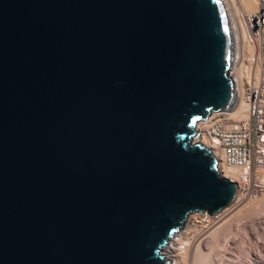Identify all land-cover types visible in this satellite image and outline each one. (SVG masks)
<instances>
[{"label": "water", "instance_id": "water-1", "mask_svg": "<svg viewBox=\"0 0 264 264\" xmlns=\"http://www.w3.org/2000/svg\"><path fill=\"white\" fill-rule=\"evenodd\" d=\"M234 57L222 0H0V264H171L236 197L193 141Z\"/></svg>", "mask_w": 264, "mask_h": 264}, {"label": "built area", "instance_id": "built-area-1", "mask_svg": "<svg viewBox=\"0 0 264 264\" xmlns=\"http://www.w3.org/2000/svg\"><path fill=\"white\" fill-rule=\"evenodd\" d=\"M244 21L245 39L240 38L237 26L233 27L235 57L229 73L247 115L235 118L230 111L212 112L196 123L193 136L194 142H201L218 156L219 174L236 183L231 205L264 193V0H257L256 10L245 14ZM226 170L234 171L228 175ZM197 217L214 215L194 212L187 221Z\"/></svg>", "mask_w": 264, "mask_h": 264}, {"label": "bare ground", "instance_id": "bare-ground-1", "mask_svg": "<svg viewBox=\"0 0 264 264\" xmlns=\"http://www.w3.org/2000/svg\"><path fill=\"white\" fill-rule=\"evenodd\" d=\"M231 3H232V6H233V8L235 10V14H236L235 15V23L233 25L234 30H235V24H236L238 30L240 31V38L245 39L246 29H245V25H244L245 24L244 23L245 22L244 21V15L247 13H252L253 11L256 10L257 0H231ZM224 5H225V2H224ZM225 8L227 10L226 5H225ZM227 13H228V10H227ZM244 50L249 51L250 48L247 46H244ZM230 113L235 118L246 117L247 114H246V108H245L244 103L240 100H237L234 107L232 108V110H230ZM216 158L218 159L217 155H216ZM219 166H220V163H218V167ZM231 171H234V170H230V171L226 170L225 174L229 175V173ZM261 197H262V195H261ZM257 198H259V197H257ZM263 198L264 197L260 198L261 202L259 201V204L262 203V206H264V199ZM256 204H254V205L256 206ZM253 208L250 209L251 210L250 213L248 212L250 215V219L246 220L244 223H240V224H242L241 227L243 226L242 228L244 230L245 235L247 236L250 234L249 237H251V235L256 236V233H257L256 231L258 230V228H260L261 226L264 227V211H263V215H262V214H259L261 212H260V209L258 207L255 209H253ZM260 215H262V216H260ZM218 216H220V214H218L216 217H218ZM221 220H223V217H221V219H218L217 223L220 222ZM233 220H234V218H233ZM223 221L221 223L222 225H220L218 227L215 226L214 227L215 230L213 229V231L211 233L213 235L214 241L212 239L210 242H207L208 245H206V246H210L209 250L203 251L201 249V245H203V241L205 239V237L202 234H201V236L196 235V236H198V238H196V239H195V237H194V239L193 238L191 239V240H195L192 245H193V247L195 246L194 250H196L194 253L195 255L193 254L194 255L193 264H264V239L261 240V238L259 239L258 237H256L257 242H255L254 245L251 243L253 246L252 247L250 246L251 248L248 246V248H250L248 250H246L245 249L246 246H243L241 243L242 246L240 248V251L236 252V251L232 250V246H233V244L235 245L236 240H238V239L236 238L235 233L234 234L230 233L231 230L230 231L228 230V233L226 232L227 231L226 230L227 224H229L230 222L226 223ZM190 225H192V224H190ZM190 225H189V222H187L185 224V226L183 227L185 230H183V232H181L180 234L176 233L175 236L169 241V243L163 247V250H162L163 254L166 255L171 261L175 262V264L177 263V259L183 258L185 256V255H183L186 253L185 249H184L185 245L183 247H181L180 245L185 244L186 242L188 244L190 243V241L188 239L185 241L186 231H187V229L190 228ZM209 228H207V230ZM224 230H225V237H224L225 239L223 238V240L222 239L216 240ZM203 233H205L204 230H203ZM257 236H259V235H257ZM183 238H185V239H183ZM208 238H209V236H208ZM219 238H221V237H219ZM206 240H209V239H206ZM196 244H197V246H196ZM204 247H205V245H204Z\"/></svg>", "mask_w": 264, "mask_h": 264}, {"label": "rangeland", "instance_id": "rangeland-1", "mask_svg": "<svg viewBox=\"0 0 264 264\" xmlns=\"http://www.w3.org/2000/svg\"><path fill=\"white\" fill-rule=\"evenodd\" d=\"M224 2H225V5H226V7H227V10H228V14H229V16H230V19H231V22H232V24L234 25V23H235V10H234V8H233V6H232V3H231V0H223ZM235 26H236V24H235ZM257 197H259V198H257ZM257 197H254V198H246V199H244V200H242L239 204H235V205H230V206H228V207H226V208H224L222 211H220V212H218L217 214H215L216 216L218 215V214H220V216H218V217H216L215 215H214V217H210V218H204V217H197V218H194V219H190V220H188L187 222H189V225L190 224H192V225H190V228L189 229H187V231H186V235H185V238H183V239H185V241L188 239L189 241H190V243L188 244L187 242L185 243V244H181L180 246L181 247H183L184 245H185V247H184V249H185V254H183V255H185L183 258H179V259H177V263L176 264H193V261H194V253H195V251L196 250H194L195 249V246L193 247V242L195 241V240H191L192 238L194 239V237H195V239L196 238H198V236L200 235L201 236V234L205 237V239H204V241H203V245H201V249L203 250V251H207V250H209V247L210 246H206V245H208L207 244V242H210L212 239H213V235L211 234L212 233V231H213V229H214V227L215 226H220V225H222L221 223H222V221L223 222H226V223H229V224H227V227H226V232L228 233V230L230 231L231 230V232L230 233H232V234H234L235 233V235H236V238L238 239V240H236V243H235V245L233 244V246H232V250H234V251H236V252H238V251H240V248H241V246L243 245V246H246L245 247V249L246 250H248V249H250L253 245H254V243L255 242H257L256 240H257V238L256 237H258L259 239L261 238V240H263L264 238V227L263 226H261L260 228H258V230L256 231L257 233H256V236H254V235H251V237H249L250 236V234L249 235H245V233H244V230H243V226L241 227V225L242 224H240V223H244L246 220H248V219H250V215H249V213H250V209H252L253 207V209H255V208H259L260 209V212L261 213H259V214H262L263 215V211H264V206H262V203H260L259 204V201H260V198H262V197H264V193L262 194V197H261V195L260 196H257ZM264 199V198H263ZM257 204H256V203ZM261 202V201H260ZM254 204H256V206L254 205ZM252 206V207H251ZM249 210V211H248ZM249 212V213H248ZM233 215V216H232ZM262 215H260V216H262ZM221 217H223V220H221L220 222H218L217 223V221H218V219H221ZM226 217V218H225ZM239 217V218H238ZM228 218V219H227ZM230 218V219H229ZM233 218H234V220H233ZM226 219V220H225ZM233 222H232V221ZM243 221V222H242ZM186 222V223H187ZM191 222V223H190ZM185 223V224H186ZM232 223V224H231ZM194 224V225H193ZM216 224V225H215ZM212 225V226H211ZM235 225V226H234ZM185 226V225H184ZM211 226V227H210ZM231 226V227H230ZM192 227V228H191ZM198 227V228H197ZM210 227V228H209ZM207 228H209L208 230H207ZM235 228V229H234ZM239 229V230H238ZM263 229V230H262ZM183 230H185L184 228H182V229H180L179 231H178V233L180 234L181 232H183ZM203 230H204V232L205 233H203ZM208 232H207V231ZM215 230V229H214ZM189 233V234H188ZM224 233V234H223ZM226 233V234H227ZM208 234V235H207ZM224 236H223V235ZM196 235H198V236H196ZM207 235V236H206ZM211 235V236H210ZM222 235V236H221ZM221 235H219V237H221V238H217L216 240H219V239H222L223 240V238L225 237V230L221 233ZM257 235H259V236H257ZM261 235V236H260ZM208 236H209V238H208ZM263 236V237H262ZM206 239H209V240H206ZM225 239V238H224ZM240 240V241H239ZM242 240V241H241ZM244 240V241H243ZM206 241V242H205ZM213 241H214V239H213ZM241 243H242V245H241ZM253 245H252V244ZM210 244V243H209ZM204 245H205V247H204ZM188 246V247H187ZM196 246H197V244H196ZM240 246V247H239ZM248 246L250 247V248H248ZM207 247V248H206ZM235 247V248H234ZM238 247V248H237ZM188 248V249H187ZM183 249V250H184ZM206 249V250H205ZM194 254V255H193ZM180 261V262H179ZM182 262V263H181ZM171 264H175V262H171Z\"/></svg>", "mask_w": 264, "mask_h": 264}]
</instances>
